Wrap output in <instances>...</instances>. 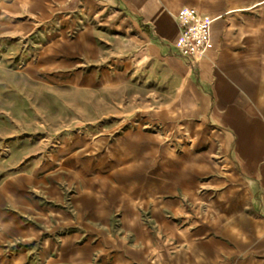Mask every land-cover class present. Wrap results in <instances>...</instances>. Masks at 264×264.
Segmentation results:
<instances>
[{"label": "crops", "instance_id": "crops-1", "mask_svg": "<svg viewBox=\"0 0 264 264\" xmlns=\"http://www.w3.org/2000/svg\"><path fill=\"white\" fill-rule=\"evenodd\" d=\"M187 6L212 19L194 67L175 45ZM85 34L97 55L66 50ZM104 39L162 56L175 96L113 136L1 132L0 264H264V0H0V56L21 44L29 81L119 83L130 68L94 64ZM187 86L197 115L179 130Z\"/></svg>", "mask_w": 264, "mask_h": 264}, {"label": "rangeland", "instance_id": "rangeland-1", "mask_svg": "<svg viewBox=\"0 0 264 264\" xmlns=\"http://www.w3.org/2000/svg\"><path fill=\"white\" fill-rule=\"evenodd\" d=\"M81 26L73 31L77 32ZM99 26L105 30L103 25ZM20 45L15 42L5 46L0 56V133L9 135L18 129L21 141L32 132L50 134L56 145L64 136L71 139L113 136L132 123L133 118L161 108L175 96L174 77L158 54L144 57L123 51L112 54L113 42L104 39L103 52L94 64L101 68H130V72L112 86L84 88L70 84L43 85L25 79L15 70L22 52ZM36 138L33 136L32 140ZM11 139V136L5 139V149Z\"/></svg>", "mask_w": 264, "mask_h": 264}, {"label": "built area", "instance_id": "built-area-1", "mask_svg": "<svg viewBox=\"0 0 264 264\" xmlns=\"http://www.w3.org/2000/svg\"><path fill=\"white\" fill-rule=\"evenodd\" d=\"M211 22L195 7H183L178 14L179 35L175 45L191 66L205 56L210 43Z\"/></svg>", "mask_w": 264, "mask_h": 264}, {"label": "bare ground", "instance_id": "bare-ground-1", "mask_svg": "<svg viewBox=\"0 0 264 264\" xmlns=\"http://www.w3.org/2000/svg\"><path fill=\"white\" fill-rule=\"evenodd\" d=\"M66 50L72 51L73 53L79 51H86L90 55H97L98 46L94 40L90 38V34H85L79 37L75 43H67ZM197 115L196 105L193 101V93L187 86L181 92L179 102H178V129L184 130L185 126L191 123V116ZM232 226L235 229L245 232L252 226L251 222L244 216H239L232 221ZM261 233V232H259ZM247 234V233H244ZM251 235H245L244 238L247 243L251 240Z\"/></svg>", "mask_w": 264, "mask_h": 264}]
</instances>
